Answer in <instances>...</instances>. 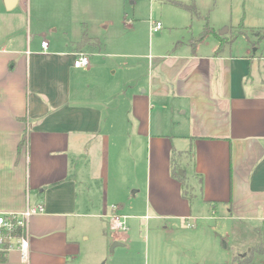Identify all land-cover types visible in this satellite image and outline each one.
<instances>
[{
  "label": "crops",
  "instance_id": "crops-1",
  "mask_svg": "<svg viewBox=\"0 0 264 264\" xmlns=\"http://www.w3.org/2000/svg\"><path fill=\"white\" fill-rule=\"evenodd\" d=\"M144 1L151 15H183L191 28L194 15L174 1L205 11L215 5L210 19H220L217 0L133 3ZM95 11L87 0H0V215L44 207L26 227L28 263L15 250L0 254V264H149L135 249L136 231L161 221L163 229L148 241L152 264H194V257L196 264H229L223 260L228 242L221 238L220 247L213 236L194 239L203 228L183 223L196 217L199 197L196 211H222L220 219L240 229L242 238L230 240L235 249L247 252L259 241L252 233L247 239L241 224L257 231L264 221V54L226 53L235 43L215 25L199 39L191 30L173 51L152 57L141 83L110 76L101 62L74 67L76 54L90 53L77 44L85 23L72 49L49 44L44 51L46 39L38 45L33 22L57 32L60 14L83 19ZM259 43L242 49L258 51ZM173 110L184 119L172 137L163 118ZM176 137L189 138L190 149L178 151ZM192 149L201 195L189 200L172 177L171 158ZM114 207L128 217L130 234L111 230Z\"/></svg>",
  "mask_w": 264,
  "mask_h": 264
},
{
  "label": "rangeland",
  "instance_id": "rangeland-1",
  "mask_svg": "<svg viewBox=\"0 0 264 264\" xmlns=\"http://www.w3.org/2000/svg\"><path fill=\"white\" fill-rule=\"evenodd\" d=\"M134 1L136 0H87V2L96 9L94 13L86 14L83 19H79V17L76 19H67L63 14H60L59 16L61 17L56 18V27L59 28L57 32H51L49 27L50 24L41 25L39 22H33V34L38 37L39 46L41 40L46 39L52 47L57 46L61 50L72 49L73 42L79 40L81 37L82 23H85L88 36L98 41V43L95 44H99V47H83L89 50L90 53L88 54L90 55V60L98 63L101 62L102 65L108 68L110 76L120 81H127L131 77L134 81H140L141 83L147 78L149 72L148 64L153 62L152 57L156 58L167 50L173 51L172 44H178L179 41L184 38L187 40L191 37L190 34H193L192 32H194V36L197 39L201 38L207 28V24L209 27H214L215 25L216 33L227 37L226 40L230 41V43L234 41L233 43H235V46L231 49H224L226 53L235 55L245 54L246 52L259 55L264 54V38L259 43L262 45V49L258 51L256 49L257 47L242 49V46L245 48L249 45L253 46L254 42H257L259 38L260 31L264 29V0H217L216 2L219 6L216 7V9H218V12H216L220 18L216 21V23H218H214L213 16H211L210 19V12L215 6L213 5L208 9L210 11H205L200 8L201 10L199 11L203 18L198 19L194 17L193 28H191L193 25L190 27V19L188 20L183 15L171 14L169 12L164 16H161L160 13L154 16L151 15L150 2L144 1L134 4ZM152 10L158 12L155 6ZM134 11H137L136 14H133ZM39 17L43 19L44 17L49 18L50 20L54 18V16L48 17L46 14H41ZM158 20L163 23V31L152 36L150 32L151 22H156ZM222 20H226L225 25H221ZM241 31L245 33L238 34V32ZM235 35H237L238 38H236ZM214 39L213 36H209L210 41H214ZM211 50L212 49H204V52L208 53ZM218 50L219 49H217V51ZM134 85L137 86L136 84ZM166 102L167 100H165L164 104L169 105V103ZM183 119L184 118L181 117L176 110L172 112L167 111L166 118H163L168 126V133L166 134L173 137L175 130L179 129L178 125ZM175 145L178 151L179 149L189 150L191 140L189 138L176 137ZM192 157L193 158L186 157L185 155L181 156V159L177 161L176 165L181 162L179 174L181 175V171L184 172L187 184L189 188L193 190L191 193L195 196L196 194H201L196 184L197 179L195 180L194 178L195 157L194 155H192ZM177 158H179V156ZM198 200L199 197H194V215L196 217L183 223V227L185 229L203 228L202 232L205 234L197 235L195 233L196 231H194V239L202 236H213L217 241H220V247H224V242L221 238L224 239L225 242H228L229 248L224 249L225 256L223 260L226 262V260L230 259L229 264H234L236 255L239 254L242 256L245 252L235 249L231 245L230 240L242 238L243 234L240 229L235 230L230 222L220 219L219 215L223 214L222 211L218 213L213 212L211 209L209 212L203 210L196 211ZM135 202L136 206L141 207L143 194H138ZM131 203H134V201ZM164 223V221L157 222V224H152L150 230L147 229L146 226H143L141 230L139 228L136 231L135 239L137 240V246L135 249L138 250L139 254L143 256L144 259L149 258V264H152V252L149 250L148 241L152 240L154 236H158L159 228L163 229ZM241 225L247 230V239H249L250 233L258 236L256 229L252 225L247 223ZM124 233L130 234V231L128 230ZM187 233L188 231H183V234ZM261 235L264 240V225L261 227ZM163 236L171 237L172 235L170 232H167L163 234ZM259 242L260 241L256 244ZM112 247L113 244L110 246L109 252H112ZM239 260H243V258H239ZM146 263H148V260ZM194 264H196L195 257ZM253 264H264V255H257L255 259H253Z\"/></svg>",
  "mask_w": 264,
  "mask_h": 264
},
{
  "label": "built area",
  "instance_id": "built-area-1",
  "mask_svg": "<svg viewBox=\"0 0 264 264\" xmlns=\"http://www.w3.org/2000/svg\"><path fill=\"white\" fill-rule=\"evenodd\" d=\"M151 33H157L162 28L161 22H151ZM42 47L44 51L48 50L49 42L43 41ZM90 66V55L85 52L76 54L74 61L75 68H87ZM44 212V207H30L22 214L0 215V254L8 255L17 250L21 254L22 261L28 263L29 253V237L26 235V227L31 217ZM127 216L118 213L114 207L113 213L110 215V228L116 234H121L129 230L127 224ZM264 225V221H263Z\"/></svg>",
  "mask_w": 264,
  "mask_h": 264
},
{
  "label": "trees",
  "instance_id": "trees-1",
  "mask_svg": "<svg viewBox=\"0 0 264 264\" xmlns=\"http://www.w3.org/2000/svg\"><path fill=\"white\" fill-rule=\"evenodd\" d=\"M173 4L179 8H183V9L189 11L192 15H194V17H197V18L201 17V13H200V11H199V9L195 3L184 4L182 2L174 1ZM209 33H213V29L211 27H209L207 24V28L204 31L203 36L201 38L205 37ZM263 38H264V29H263V31H260L259 38L257 39V42H254L253 45L259 43ZM94 43H98V41L95 39L94 40L91 39L88 36V33L85 29V31L83 32L81 40L77 44L80 47V49H82L83 47L90 46L91 44H94ZM94 45L99 46V44H94ZM221 50L222 49H219L218 51H221ZM187 154L188 155H185L186 157L193 158L192 155H194V149L190 150ZM178 156H179V158H177ZM181 156H183V154H181V153L176 154L173 151L172 158H171V174H172V177H174L176 180H178L181 183L183 196L185 198L191 200V198L193 196V193H191V192H193V190L189 188V185L187 184V181H186V176H181L179 174L180 163H178L179 167H178V165H176L177 161L179 159H181ZM201 178H202V176H201ZM257 233H258L260 242L258 244H256L255 246H252L242 256L237 254L236 257L234 258V264H253V259H255V257L257 255H264V240H263L262 235H261V230L258 229ZM239 258H243V260H239Z\"/></svg>",
  "mask_w": 264,
  "mask_h": 264
},
{
  "label": "water",
  "instance_id": "water-1",
  "mask_svg": "<svg viewBox=\"0 0 264 264\" xmlns=\"http://www.w3.org/2000/svg\"><path fill=\"white\" fill-rule=\"evenodd\" d=\"M10 1H12V0H10ZM221 34H223V33H221ZM181 175H182V171H181ZM114 246V245H113ZM112 252H113V247H112Z\"/></svg>",
  "mask_w": 264,
  "mask_h": 264
}]
</instances>
